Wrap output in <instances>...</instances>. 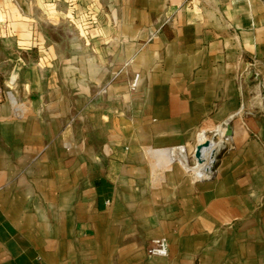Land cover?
<instances>
[{"label": "crops", "instance_id": "0c3cea01", "mask_svg": "<svg viewBox=\"0 0 264 264\" xmlns=\"http://www.w3.org/2000/svg\"><path fill=\"white\" fill-rule=\"evenodd\" d=\"M0 264H264V0H0Z\"/></svg>", "mask_w": 264, "mask_h": 264}, {"label": "built area", "instance_id": "2783aa9c", "mask_svg": "<svg viewBox=\"0 0 264 264\" xmlns=\"http://www.w3.org/2000/svg\"><path fill=\"white\" fill-rule=\"evenodd\" d=\"M168 254V244L163 238L153 240L151 247L147 251L148 256L166 257Z\"/></svg>", "mask_w": 264, "mask_h": 264}, {"label": "water", "instance_id": "95a60500", "mask_svg": "<svg viewBox=\"0 0 264 264\" xmlns=\"http://www.w3.org/2000/svg\"><path fill=\"white\" fill-rule=\"evenodd\" d=\"M225 135L226 136H229L230 135V132L229 131H227L226 133H225ZM209 147V142H204L203 144H201V145H198L197 147H196V150H195V153H194V158L197 160V161H201V155H200V152H201V150L202 149H206V148H208Z\"/></svg>", "mask_w": 264, "mask_h": 264}, {"label": "rangeland", "instance_id": "374dc122", "mask_svg": "<svg viewBox=\"0 0 264 264\" xmlns=\"http://www.w3.org/2000/svg\"><path fill=\"white\" fill-rule=\"evenodd\" d=\"M211 138H212V137H211V134L208 135V139L211 140ZM211 161H212L211 154H209V155H208V159L206 160V163H210ZM192 164H193V163H192ZM202 166H203V165H202ZM202 166H201V167H202ZM210 172H211V171H210Z\"/></svg>", "mask_w": 264, "mask_h": 264}, {"label": "bare ground", "instance_id": "6f19581e", "mask_svg": "<svg viewBox=\"0 0 264 264\" xmlns=\"http://www.w3.org/2000/svg\"><path fill=\"white\" fill-rule=\"evenodd\" d=\"M209 163H206V161H205V163H203V166L200 168V169H205V167H206V165H208Z\"/></svg>", "mask_w": 264, "mask_h": 264}]
</instances>
